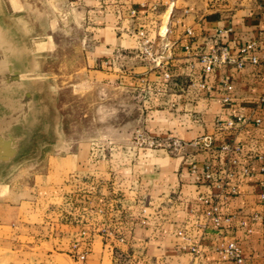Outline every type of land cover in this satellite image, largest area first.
Returning <instances> with one entry per match:
<instances>
[{"label":"crops","instance_id":"obj_1","mask_svg":"<svg viewBox=\"0 0 264 264\" xmlns=\"http://www.w3.org/2000/svg\"><path fill=\"white\" fill-rule=\"evenodd\" d=\"M81 2L88 14L99 13L97 20L89 16L97 32L88 39L95 46L86 52L87 65L121 73L143 91L151 134L185 141L211 136L214 151L186 145L178 152H133L129 161H93L79 151L56 157L53 181L41 184L50 192L38 196L35 208L27 201L18 208L19 242L10 240L14 254L6 264H237L219 251L229 241L241 248L239 264H264V69L223 63L205 75L200 60L217 44L236 56L239 45L255 41L252 52L262 54L264 0ZM144 21L156 63L141 56L136 31ZM223 79L233 88L222 86ZM239 113L247 122L225 126ZM224 144L240 149L221 150ZM209 162L212 179L205 176ZM57 172L62 180L54 179ZM5 206L0 220L11 221L17 209ZM214 206L220 225L208 215ZM76 243L77 251L87 250L83 260L75 256Z\"/></svg>","mask_w":264,"mask_h":264},{"label":"rangeland","instance_id":"obj_2","mask_svg":"<svg viewBox=\"0 0 264 264\" xmlns=\"http://www.w3.org/2000/svg\"><path fill=\"white\" fill-rule=\"evenodd\" d=\"M98 14H88L81 0H0V212L4 203L17 209L15 220H0V264L14 254L10 240L19 242L21 203L35 208L50 192L41 184L53 181L56 157L79 151L93 161H129L133 152L181 148H173L177 138L150 133L143 91L121 73L87 65L95 46L88 39L97 32L89 16Z\"/></svg>","mask_w":264,"mask_h":264},{"label":"built area","instance_id":"obj_3","mask_svg":"<svg viewBox=\"0 0 264 264\" xmlns=\"http://www.w3.org/2000/svg\"><path fill=\"white\" fill-rule=\"evenodd\" d=\"M262 6L264 8V3L262 4ZM152 8L156 9L157 8L156 4H154ZM166 31H167V28H164V32ZM187 32L191 34L190 30H188ZM136 35L142 46V48L140 49V52H141V56L143 60L149 64L153 62L156 63L157 55H158L156 51V44H155L154 39L150 37L149 35V32L147 30V24L145 21L142 23L141 27L136 31ZM255 46H256L255 41H250L246 44L239 45L237 55L233 56L231 55L229 48L227 46L222 45V44H217L210 51L204 52L200 56V60L203 64V69H202L203 73L207 75L211 73L218 65L223 64V63L231 64L237 68H243L247 63H252L255 65H259L264 69V52L262 54L253 53L252 50L255 48ZM167 76H170V75L167 73ZM198 83H199L198 81L193 80L191 84L196 85ZM199 84L206 87V84L204 81H201ZM222 86H224L227 90H230L233 88L232 84L230 83L228 79L222 80ZM228 99L229 98L226 97L225 101H228ZM262 100L264 101V95L262 96ZM247 120L248 119L245 114L239 113L233 117L228 118L224 124L227 127H235V126L244 124L245 122H247ZM255 122L259 124L261 123V119L258 118L255 120ZM173 144H174V147H173L174 149H178L179 147L189 145L195 148H204V149L213 150L211 136H202V137H199V138H196L190 141L189 143H182L181 140L175 139ZM169 146H172V144H170ZM220 149L221 150H230V149L239 150L240 148L238 145L224 144L220 147ZM205 169H206L205 176L209 179H212L215 173L214 163L209 162L205 166ZM262 170L264 171V165L262 167ZM227 175L232 177L234 174L232 172L231 173L228 172ZM217 210L218 208L216 206L212 207L208 211V215L213 217L216 225H220L221 220L217 216ZM79 246L80 245L78 243L74 245V249H75L74 253L77 258L83 260L86 258L87 250L83 249L82 251H77L79 249ZM193 250L195 252H199L197 247H194ZM219 251L222 253V255L225 258L233 259L237 264L241 263L243 260L241 248L235 241H229V242L223 243L219 247Z\"/></svg>","mask_w":264,"mask_h":264},{"label":"water","instance_id":"obj_4","mask_svg":"<svg viewBox=\"0 0 264 264\" xmlns=\"http://www.w3.org/2000/svg\"><path fill=\"white\" fill-rule=\"evenodd\" d=\"M3 146H4V149H5L7 154H11L13 152V150L10 149V142L9 141H5ZM6 155H4V156H6Z\"/></svg>","mask_w":264,"mask_h":264},{"label":"bare ground","instance_id":"obj_5","mask_svg":"<svg viewBox=\"0 0 264 264\" xmlns=\"http://www.w3.org/2000/svg\"><path fill=\"white\" fill-rule=\"evenodd\" d=\"M164 28V27H163Z\"/></svg>","mask_w":264,"mask_h":264}]
</instances>
